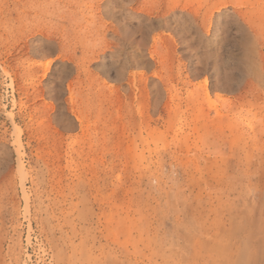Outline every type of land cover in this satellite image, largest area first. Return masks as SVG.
Segmentation results:
<instances>
[{
  "label": "rangeland",
  "instance_id": "374dc122",
  "mask_svg": "<svg viewBox=\"0 0 264 264\" xmlns=\"http://www.w3.org/2000/svg\"><path fill=\"white\" fill-rule=\"evenodd\" d=\"M0 264H264V0H0Z\"/></svg>",
  "mask_w": 264,
  "mask_h": 264
}]
</instances>
